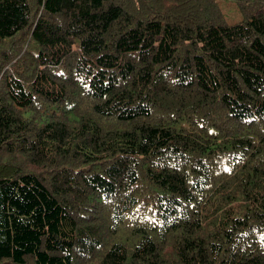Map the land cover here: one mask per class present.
I'll return each mask as SVG.
<instances>
[{
    "label": "trees",
    "instance_id": "trees-1",
    "mask_svg": "<svg viewBox=\"0 0 264 264\" xmlns=\"http://www.w3.org/2000/svg\"><path fill=\"white\" fill-rule=\"evenodd\" d=\"M0 0V264H264V0Z\"/></svg>",
    "mask_w": 264,
    "mask_h": 264
},
{
    "label": "rangeland",
    "instance_id": "rangeland-1",
    "mask_svg": "<svg viewBox=\"0 0 264 264\" xmlns=\"http://www.w3.org/2000/svg\"><path fill=\"white\" fill-rule=\"evenodd\" d=\"M219 5L223 8L227 19L231 20L238 17V7L232 0H219Z\"/></svg>",
    "mask_w": 264,
    "mask_h": 264
}]
</instances>
